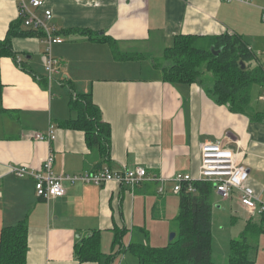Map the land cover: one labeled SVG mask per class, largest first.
Masks as SVG:
<instances>
[{
    "label": "crops",
    "instance_id": "crops-1",
    "mask_svg": "<svg viewBox=\"0 0 264 264\" xmlns=\"http://www.w3.org/2000/svg\"><path fill=\"white\" fill-rule=\"evenodd\" d=\"M44 2L53 15L50 23L63 40L51 48L61 63L52 83L45 78L43 36L15 38V60L0 59V231L18 222L27 224L26 264H94L79 262L74 245L95 231L101 234V250L105 243L111 246L114 229L127 231L124 246L132 239L151 246L150 233L154 236L161 227L168 231L178 213L174 177L196 176L203 144L224 142L233 150L237 163L247 170L248 186L264 203V88H252L247 115L232 113L208 93L209 77L204 76L202 85H170L152 66L151 77H132L125 63L114 59L109 45L96 41L112 39L118 51L128 53L143 46L165 48L178 35H237L264 64V0ZM17 19L16 5L0 0V40ZM75 31H89L92 37ZM19 63L32 74L22 71ZM66 83L78 94L90 93L110 126L107 162L88 148L83 132L62 127L77 117L69 107ZM50 127L54 140L34 139L46 135ZM49 153L58 175H79L104 166L114 171L140 167L148 180L133 190L114 182L65 183L62 197L44 201L36 197L30 178L18 179L10 168L37 170ZM222 204H228L235 216H249L244 226L262 221V216L253 218L240 206L237 195L222 200L213 192L212 215Z\"/></svg>",
    "mask_w": 264,
    "mask_h": 264
},
{
    "label": "trees",
    "instance_id": "trees-1",
    "mask_svg": "<svg viewBox=\"0 0 264 264\" xmlns=\"http://www.w3.org/2000/svg\"><path fill=\"white\" fill-rule=\"evenodd\" d=\"M21 20L11 22L6 36L0 40V59L15 60L13 49L15 38L42 36L41 33L21 29ZM92 37L89 31H75ZM57 35H59L57 33ZM97 34H95L96 36ZM107 43L115 59L117 43L109 38H96ZM213 48V51H211ZM132 60L126 57L122 60ZM241 63L244 69H241ZM253 64V65H252ZM151 66L158 71L161 81L170 85L203 84L205 72L211 74L212 86L208 93L218 105H226L232 113L248 114L250 93L254 86L264 88V64L248 51L240 36L223 34L217 37L200 38L192 35H178L171 39L163 49L162 57L152 60ZM18 67L32 74L24 63ZM70 89L69 107L77 114L74 120H67L62 127L81 131L86 145L97 152L104 161L109 160L110 126L102 119L99 108L92 101L90 93L78 94L73 85ZM2 84L0 82V99ZM195 193H187L185 187L177 195L178 213L172 220L175 238L163 248L151 247L142 242L132 241L126 246L122 240L126 230L114 229L111 253L101 250L99 231L81 239L74 245V255L79 262L112 264L124 251L135 257L137 264H213L211 245V217L213 206V187L210 183L197 182L193 185ZM264 216L259 225L249 222L238 239L231 240L227 264H253L254 247L249 237L264 234ZM27 224L22 221L0 231V264H26ZM136 234V232H134ZM146 236V235H145ZM133 238V237H132Z\"/></svg>",
    "mask_w": 264,
    "mask_h": 264
},
{
    "label": "built area",
    "instance_id": "built-area-1",
    "mask_svg": "<svg viewBox=\"0 0 264 264\" xmlns=\"http://www.w3.org/2000/svg\"><path fill=\"white\" fill-rule=\"evenodd\" d=\"M10 1L16 5L18 18L22 22L21 26L26 30L42 34L47 46L43 57L45 78L48 83H52L55 75L59 73L61 63L60 60L52 56L51 48L54 45L62 44L63 40L57 35L56 29L50 23L53 18L51 11L45 7L44 0ZM222 1L226 3H248L249 0ZM248 51L251 52L249 49ZM34 139L48 142L54 140L52 127L49 128L46 135L37 134ZM53 164L54 156L49 153L39 169L34 170L26 166H19L10 168V173L18 179L30 178L33 181L36 197L44 201L62 197L65 194V183L73 185L80 182L103 186L114 182L133 190L139 184L148 180L146 170L140 167L134 169L122 168L114 171L104 166L94 172L86 171L79 175H58L53 170ZM173 182L172 192L174 195H178L184 187L187 193H195L194 183H210L213 192L222 200H229L237 195L240 206L250 216H264V203L247 184L246 168L237 163L236 153L228 148L224 142L201 145L196 176L177 174Z\"/></svg>",
    "mask_w": 264,
    "mask_h": 264
},
{
    "label": "rangeland",
    "instance_id": "rangeland-1",
    "mask_svg": "<svg viewBox=\"0 0 264 264\" xmlns=\"http://www.w3.org/2000/svg\"><path fill=\"white\" fill-rule=\"evenodd\" d=\"M163 49L164 48L160 45H154L152 47L150 46V48L143 46L136 47V49H132L127 53V51L125 52L124 49L121 48L119 49V53L116 51L115 56L118 57V59H116L117 61L125 63V67L130 71V76L149 78L155 73L154 71H151V61L160 59L162 57ZM127 56L132 57V60H122ZM204 75L206 78L209 77L212 79L210 73L205 72ZM213 212L214 213L211 217L212 262L213 264H227L230 242L231 240L239 238L240 234L245 230L246 227L244 226V219L246 218L248 220L250 217H239L240 215L235 216L233 211L230 210L228 204L220 205L219 209H214ZM172 226L173 225L171 224L167 225L169 230L171 228L174 229ZM169 230L164 232L163 228L161 227L159 231L155 232L154 236L150 233L152 236V239H149V244L151 247L154 246L156 248H163L171 243L172 241H169V235L173 232H169ZM249 242L250 245L254 247V251L251 256L253 264H264V235H252L249 237ZM102 248V251L107 253H111L113 251L111 246L109 247V245H106V243L102 246ZM122 255L125 257V260L122 262V264H137L135 257L126 251L120 253L114 259L112 264H119Z\"/></svg>",
    "mask_w": 264,
    "mask_h": 264
},
{
    "label": "water",
    "instance_id": "water-1",
    "mask_svg": "<svg viewBox=\"0 0 264 264\" xmlns=\"http://www.w3.org/2000/svg\"><path fill=\"white\" fill-rule=\"evenodd\" d=\"M211 51H213V48H211ZM241 69H244V66H243L242 63H241ZM174 238H175V233L173 232V233H171V234L169 235V241H170V242L173 241Z\"/></svg>",
    "mask_w": 264,
    "mask_h": 264
}]
</instances>
